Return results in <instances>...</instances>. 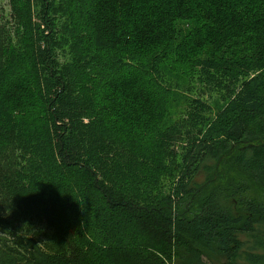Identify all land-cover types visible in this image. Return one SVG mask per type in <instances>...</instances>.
Wrapping results in <instances>:
<instances>
[{
  "label": "trees",
  "instance_id": "16d2710c",
  "mask_svg": "<svg viewBox=\"0 0 264 264\" xmlns=\"http://www.w3.org/2000/svg\"><path fill=\"white\" fill-rule=\"evenodd\" d=\"M7 5L0 264H264V0Z\"/></svg>",
  "mask_w": 264,
  "mask_h": 264
},
{
  "label": "rangeland",
  "instance_id": "374dc122",
  "mask_svg": "<svg viewBox=\"0 0 264 264\" xmlns=\"http://www.w3.org/2000/svg\"><path fill=\"white\" fill-rule=\"evenodd\" d=\"M7 8H8L7 0H0V15L1 12H5ZM167 79L172 82V84L170 85L174 90L173 95L175 96V99L177 101L176 106L174 105L172 106L173 114L178 110H179L178 113L181 110H182L181 112H183L184 110L183 101L186 94L188 95L200 94L201 97L206 98L210 102H214L215 100H217V97L219 95L216 90H207V89L204 94H201L199 91L203 90L204 85L197 79V73H195L191 79V84L193 85V89L191 91L187 89V81L178 79L173 76L167 77ZM178 113L174 114V116H177ZM42 227H44V225L39 224L38 228H42Z\"/></svg>",
  "mask_w": 264,
  "mask_h": 264
}]
</instances>
